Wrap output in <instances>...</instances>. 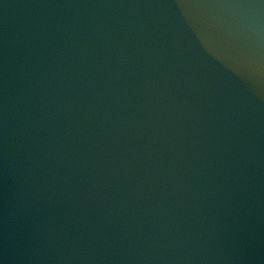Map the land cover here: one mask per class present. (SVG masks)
<instances>
[{
    "label": "water",
    "instance_id": "water-1",
    "mask_svg": "<svg viewBox=\"0 0 264 264\" xmlns=\"http://www.w3.org/2000/svg\"><path fill=\"white\" fill-rule=\"evenodd\" d=\"M0 264H264V0H0Z\"/></svg>",
    "mask_w": 264,
    "mask_h": 264
}]
</instances>
